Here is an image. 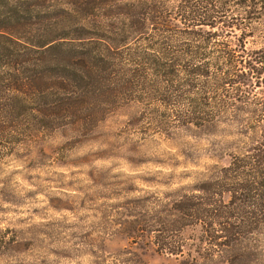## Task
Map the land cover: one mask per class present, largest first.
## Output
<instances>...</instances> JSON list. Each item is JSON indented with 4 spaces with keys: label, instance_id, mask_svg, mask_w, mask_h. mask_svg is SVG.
I'll return each mask as SVG.
<instances>
[{
    "label": "trees",
    "instance_id": "trees-1",
    "mask_svg": "<svg viewBox=\"0 0 264 264\" xmlns=\"http://www.w3.org/2000/svg\"><path fill=\"white\" fill-rule=\"evenodd\" d=\"M50 7L0 0V135L22 122L89 130L127 104L158 132L213 128L228 116L238 135L213 153L222 165L131 224L129 243L181 255L185 245L171 240L174 233L201 230L206 260L263 225L264 96L250 103L248 95L264 86V0H54ZM255 37L260 46L250 51Z\"/></svg>",
    "mask_w": 264,
    "mask_h": 264
},
{
    "label": "rangeland",
    "instance_id": "rangeland-1",
    "mask_svg": "<svg viewBox=\"0 0 264 264\" xmlns=\"http://www.w3.org/2000/svg\"><path fill=\"white\" fill-rule=\"evenodd\" d=\"M39 1L54 10V0ZM260 42L259 37L250 39L248 50ZM249 89L250 103L264 96V86ZM139 111L127 104L89 130L22 122L0 135V243L7 247L16 236L26 235L24 248L40 253L52 244L48 251L69 264L76 257L77 264H135L130 249L141 264H264L263 223L206 260L210 251L203 250L206 245L200 250L201 230L174 233L171 240L185 245L181 255L142 241L130 245V225L151 219L205 182L215 165H222L213 153L238 135L228 116L213 128L158 132L141 120ZM235 254L242 259L235 260Z\"/></svg>",
    "mask_w": 264,
    "mask_h": 264
},
{
    "label": "clouds",
    "instance_id": "clouds-1",
    "mask_svg": "<svg viewBox=\"0 0 264 264\" xmlns=\"http://www.w3.org/2000/svg\"><path fill=\"white\" fill-rule=\"evenodd\" d=\"M27 239L28 236L26 235H18L7 247L0 243V264H41V261L44 264H69L68 261L62 260L59 255H53L48 251V249L53 248L54 245L52 244H46L40 253L34 251L31 246L24 248L22 246L23 241ZM4 241L7 240L4 239ZM93 245L89 246L92 248V252H95L96 248ZM77 260L78 257L73 258L71 264H77Z\"/></svg>",
    "mask_w": 264,
    "mask_h": 264
}]
</instances>
